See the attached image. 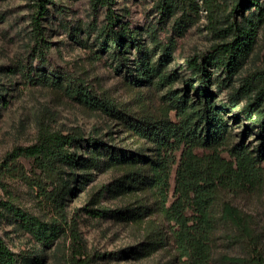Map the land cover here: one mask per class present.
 I'll list each match as a JSON object with an SVG mask.
<instances>
[{
    "label": "trees",
    "instance_id": "16d2710c",
    "mask_svg": "<svg viewBox=\"0 0 264 264\" xmlns=\"http://www.w3.org/2000/svg\"><path fill=\"white\" fill-rule=\"evenodd\" d=\"M115 2L93 1L96 7H107V18L95 38L92 58L95 61L108 58L117 72L126 75L128 86L135 91L137 108L117 101L107 92H99L88 72L80 66L65 76L42 70L37 77L31 76L34 68L30 66L26 76L33 83L63 91L69 99L91 112L118 119L141 144L132 150L91 136L87 140L91 148L83 157L73 148L76 142L85 139L84 131L76 128L69 133H43L34 144L15 147L5 157L1 169L33 186L53 216L46 221L20 208L14 210L15 215L41 245L50 247L65 230L64 200L76 190L72 183L77 173L68 171L65 165L78 169L85 166L86 170L120 168L123 170L120 178L100 187L96 195L101 199L108 187L115 184L120 195L140 193L137 205L92 209L91 213L120 220L149 219L150 239L142 244L145 255L167 243L162 234L165 226L182 264H214V246L224 227L227 238H235L249 251L248 256L223 255L224 262L264 264L259 252L261 235L255 227L254 216L231 198L224 197L264 186V67L244 76L226 99H220L218 94L224 87L234 85L235 77L254 51L257 33L264 21L260 0H240L236 12L246 5L253 9L242 14L240 22L233 20L227 26L221 25V0L158 1L161 9L181 6L182 15L176 20L179 26L196 22L201 10H205L211 30L220 40L203 53L184 58L188 74L175 62L177 41L174 37L164 41L153 29L133 28L116 15ZM34 3V32L41 61L45 63L50 46L44 43L41 23L52 0H34ZM217 70L222 71L223 78L216 75ZM4 90L0 80V107L5 102ZM235 109L238 111L232 113ZM20 158L32 160L40 172L28 174ZM87 175L92 172L81 177L84 179ZM157 217L159 222L155 220ZM69 227L74 247L73 264H92L91 257L81 250L77 222L73 220ZM42 261L43 258H38L37 264ZM0 264H22L2 235Z\"/></svg>",
    "mask_w": 264,
    "mask_h": 264
},
{
    "label": "rangeland",
    "instance_id": "374dc122",
    "mask_svg": "<svg viewBox=\"0 0 264 264\" xmlns=\"http://www.w3.org/2000/svg\"><path fill=\"white\" fill-rule=\"evenodd\" d=\"M93 1L52 0L41 23L44 43L50 46L45 56L46 62L43 63L33 26L36 12L34 0H0V80L5 89V102L0 107V165L15 147L34 144L43 133H69L76 128L84 131L85 139L76 142L73 148L83 157L88 155V149L91 148L87 141L91 136L102 137L108 144L127 149L135 150L140 146L141 142L129 135L118 119L91 112L69 99L63 91L33 83L26 76L30 66L34 68L32 77H37L42 70L65 76L80 66L88 72L99 92H107L117 101L137 108L135 91L128 86L126 75L117 72L108 58L98 61L92 58V50L96 49L95 38L107 18V7H96ZM158 1L116 0L115 12L133 28L142 31L153 29L164 41L174 37L177 41L175 62L188 74L184 58L201 54L220 40L213 34L205 10H201V17L196 22L179 26L176 20L182 15L181 6L161 9ZM239 1L221 0L222 26H227L233 20L240 22L241 15L251 12L249 8L253 9L251 5H246L236 12ZM260 4L264 17V0H260ZM258 12L257 9L256 15ZM90 30L93 31L89 36ZM260 67H264V21L259 27L254 51L247 63L235 77L234 85L224 87L218 93L219 98L226 99L233 86L238 87L244 76ZM216 72L219 77H224L221 70ZM214 91L218 92L216 88ZM237 111L232 110V113ZM172 117L175 119V112H172ZM252 142L255 143V140ZM180 155L181 151L177 152L178 158ZM19 162L28 174L40 172L30 159L20 158ZM65 168L77 173V179L72 183L75 194L68 195L64 200L67 215L66 223L63 222L65 230L50 247H44L22 225L14 210L20 208L46 221L52 218L53 213L41 201L33 186L24 179L11 176L8 171L3 172L0 167V235L16 252L22 264H37L40 257L43 258L42 264H73L74 247L69 227L73 220L77 222L81 250L91 257L92 264H182L171 233L165 226L162 234L166 236L167 243L152 254L145 255L142 244L150 239L147 228L149 219L120 220L91 213L92 209L137 205L140 193L120 195L114 188L115 184L108 187L110 189L101 199L96 195L100 187L108 186L120 178L122 169L86 170L85 166L78 169L72 165H65ZM176 168L177 165L171 178V201L174 199ZM86 172H92V175L83 179L81 176ZM224 197L231 198L242 210L254 216L255 227L261 235L259 252L264 258V186L237 195L226 197L225 194ZM155 220L160 221L158 217ZM223 255H249L246 245L235 238H227L224 227L217 235L213 262L239 264L224 262Z\"/></svg>",
    "mask_w": 264,
    "mask_h": 264
}]
</instances>
